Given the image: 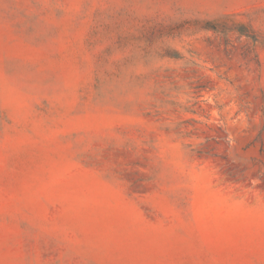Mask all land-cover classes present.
<instances>
[{
    "label": "rangeland",
    "instance_id": "obj_1",
    "mask_svg": "<svg viewBox=\"0 0 264 264\" xmlns=\"http://www.w3.org/2000/svg\"><path fill=\"white\" fill-rule=\"evenodd\" d=\"M0 264H264V0H0Z\"/></svg>",
    "mask_w": 264,
    "mask_h": 264
}]
</instances>
